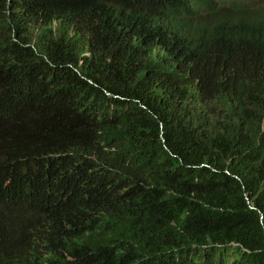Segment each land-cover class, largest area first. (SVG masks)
<instances>
[{
	"label": "trees",
	"instance_id": "1",
	"mask_svg": "<svg viewBox=\"0 0 264 264\" xmlns=\"http://www.w3.org/2000/svg\"><path fill=\"white\" fill-rule=\"evenodd\" d=\"M116 1L0 0V241L32 236L49 167L60 192L118 203L122 264H264V12L129 0L178 17L174 44ZM195 52L191 79L171 70Z\"/></svg>",
	"mask_w": 264,
	"mask_h": 264
},
{
	"label": "clouds",
	"instance_id": "2",
	"mask_svg": "<svg viewBox=\"0 0 264 264\" xmlns=\"http://www.w3.org/2000/svg\"><path fill=\"white\" fill-rule=\"evenodd\" d=\"M226 9L229 15L236 13V4L240 8L264 12V2L245 0H207ZM120 9L131 10L137 18L144 20L153 28V32L166 37L170 42L177 44L182 40L170 33L171 26L179 22L178 17H166L165 11L157 9L140 12L129 0L114 2ZM171 16H175L170 14ZM146 42L147 35L140 37ZM167 45L159 41V49ZM218 52V51H217ZM258 52V51H257ZM254 52L253 55L258 53ZM192 53L186 65L171 67V70L181 78L195 75L201 70L203 62L196 59ZM219 53V52H218ZM208 59L211 71H214L211 56L203 53ZM220 55L213 50L217 58L216 65L237 73L246 78L245 69L238 63L242 54ZM244 57V56H243ZM198 86L193 89L196 90ZM250 89L258 90L264 97V69L256 71L250 79ZM162 97V95L160 94ZM192 103V98H189ZM162 102V98L159 100ZM264 101V99H263ZM59 173H53L48 167L46 180L49 183L43 196V204L35 215L29 214L32 223L30 238L14 237L11 241H0V264H95L93 258L99 257L101 264H122L126 246L119 240L115 223L119 215L118 203L95 205L87 196L77 192H60L67 175L56 179ZM55 182H58L55 184ZM102 237L105 245H102ZM88 239L96 241L94 247L86 248Z\"/></svg>",
	"mask_w": 264,
	"mask_h": 264
},
{
	"label": "rangeland",
	"instance_id": "3",
	"mask_svg": "<svg viewBox=\"0 0 264 264\" xmlns=\"http://www.w3.org/2000/svg\"><path fill=\"white\" fill-rule=\"evenodd\" d=\"M225 1H228V0H225ZM228 255H229L230 260L232 261V257H231L232 256V251L229 250L228 251Z\"/></svg>",
	"mask_w": 264,
	"mask_h": 264
}]
</instances>
